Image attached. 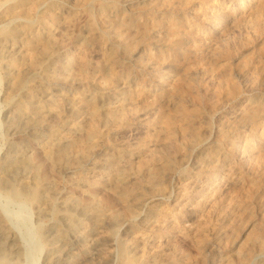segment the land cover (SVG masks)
I'll use <instances>...</instances> for the list:
<instances>
[{"label":"rangeland","instance_id":"374dc122","mask_svg":"<svg viewBox=\"0 0 264 264\" xmlns=\"http://www.w3.org/2000/svg\"><path fill=\"white\" fill-rule=\"evenodd\" d=\"M7 263L264 264V0H0Z\"/></svg>","mask_w":264,"mask_h":264},{"label":"bare ground","instance_id":"6f19581e","mask_svg":"<svg viewBox=\"0 0 264 264\" xmlns=\"http://www.w3.org/2000/svg\"><path fill=\"white\" fill-rule=\"evenodd\" d=\"M222 8V7H221ZM67 173V172H66ZM202 194V193H201ZM208 196V195H207ZM193 200V199H192ZM195 202V201H194ZM205 205V204H204ZM256 235V234H255ZM140 245V244H139ZM101 246V245H100ZM17 252V251H16ZM58 255V254H57ZM59 259V258H58ZM10 263V262H9ZM8 264V263H7Z\"/></svg>","mask_w":264,"mask_h":264}]
</instances>
